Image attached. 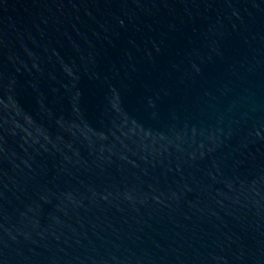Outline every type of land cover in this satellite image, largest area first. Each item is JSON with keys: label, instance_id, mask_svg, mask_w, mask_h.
Here are the masks:
<instances>
[{"label": "water", "instance_id": "water-1", "mask_svg": "<svg viewBox=\"0 0 264 264\" xmlns=\"http://www.w3.org/2000/svg\"><path fill=\"white\" fill-rule=\"evenodd\" d=\"M0 264H264V0H0Z\"/></svg>", "mask_w": 264, "mask_h": 264}]
</instances>
